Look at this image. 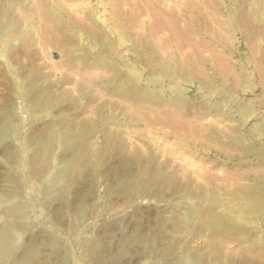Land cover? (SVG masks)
I'll return each instance as SVG.
<instances>
[{
    "label": "rangeland",
    "instance_id": "374dc122",
    "mask_svg": "<svg viewBox=\"0 0 264 264\" xmlns=\"http://www.w3.org/2000/svg\"><path fill=\"white\" fill-rule=\"evenodd\" d=\"M0 264H264V0H0Z\"/></svg>",
    "mask_w": 264,
    "mask_h": 264
},
{
    "label": "bare ground",
    "instance_id": "6f19581e",
    "mask_svg": "<svg viewBox=\"0 0 264 264\" xmlns=\"http://www.w3.org/2000/svg\"><path fill=\"white\" fill-rule=\"evenodd\" d=\"M132 85V84H131ZM132 92V91H131ZM225 112V111H224ZM228 112V111H227ZM231 114V113H230ZM196 212V211H195Z\"/></svg>",
    "mask_w": 264,
    "mask_h": 264
}]
</instances>
